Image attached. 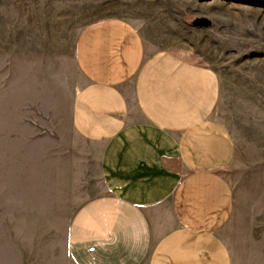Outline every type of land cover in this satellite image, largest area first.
Returning a JSON list of instances; mask_svg holds the SVG:
<instances>
[{
  "label": "crops",
  "instance_id": "0c3cea01",
  "mask_svg": "<svg viewBox=\"0 0 264 264\" xmlns=\"http://www.w3.org/2000/svg\"><path fill=\"white\" fill-rule=\"evenodd\" d=\"M74 63L70 104L0 116V264H233L217 72L116 17L81 29Z\"/></svg>",
  "mask_w": 264,
  "mask_h": 264
},
{
  "label": "rangeland",
  "instance_id": "374dc122",
  "mask_svg": "<svg viewBox=\"0 0 264 264\" xmlns=\"http://www.w3.org/2000/svg\"><path fill=\"white\" fill-rule=\"evenodd\" d=\"M128 20L147 49L182 52L219 77V120L235 142L233 213L222 229L233 264H264V3L251 0H0V116L71 100L81 29ZM197 17L210 27H195ZM42 107V108H40ZM37 109V110H39Z\"/></svg>",
  "mask_w": 264,
  "mask_h": 264
},
{
  "label": "water",
  "instance_id": "95a60500",
  "mask_svg": "<svg viewBox=\"0 0 264 264\" xmlns=\"http://www.w3.org/2000/svg\"><path fill=\"white\" fill-rule=\"evenodd\" d=\"M251 1L264 3V0H251ZM191 24L195 27L206 28V27H210L212 22L206 17H197L192 21Z\"/></svg>",
  "mask_w": 264,
  "mask_h": 264
}]
</instances>
